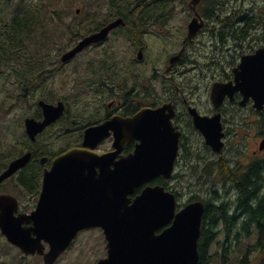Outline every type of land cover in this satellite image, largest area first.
Segmentation results:
<instances>
[{
    "label": "flooded vegetation",
    "instance_id": "1",
    "mask_svg": "<svg viewBox=\"0 0 264 264\" xmlns=\"http://www.w3.org/2000/svg\"><path fill=\"white\" fill-rule=\"evenodd\" d=\"M8 2L0 3V42L18 12V2ZM189 2H93L90 15L77 22V43L116 20L121 23L65 62L61 58L66 51L52 52L48 41L43 51L35 52H16L15 42L10 52L0 46V264H45L38 251L21 252L3 229L33 228L27 217L37 209L44 177L65 152L111 154L101 167L113 173L140 144L131 131L125 135V123L145 111L171 114L178 147L171 177H155L135 189L132 198L147 186H162L174 194L175 212L201 201L198 243L201 233H216L214 239L222 234L218 253L224 262L230 261L233 249L235 262L264 264V108L258 111L254 99L244 101L234 89L243 57L257 50L252 42L261 26L258 20L264 25V8L257 0H201L193 11ZM185 3L188 21L178 44L179 36L172 37L166 24L174 8ZM166 13L170 16H162ZM194 18L201 27L187 38ZM76 60L72 114L64 95L65 69ZM93 129L98 131L95 138L85 144L86 132ZM19 159L23 165L3 177ZM93 173L97 177L101 168ZM185 180L190 193L180 205L177 184ZM162 231L158 228L155 235ZM91 232L99 233L106 245L99 228L78 235ZM215 241H209V250ZM42 246L47 253L48 244L42 241Z\"/></svg>",
    "mask_w": 264,
    "mask_h": 264
},
{
    "label": "water",
    "instance_id": "2",
    "mask_svg": "<svg viewBox=\"0 0 264 264\" xmlns=\"http://www.w3.org/2000/svg\"><path fill=\"white\" fill-rule=\"evenodd\" d=\"M200 1L190 0L189 7L194 11ZM120 23L116 20L99 33L84 38L62 56V62L103 39ZM200 27L197 18L192 19L187 26V38ZM236 82L234 89L243 94L244 101L252 98L257 110H263L264 46L254 55L243 57ZM170 119L171 114L145 111L126 122L125 135L131 131L140 144L129 158L117 164L113 173L101 167L111 154L71 149L57 157L44 177L37 209L27 217L33 221V228L3 229L8 241L25 254L38 251L45 264H53L80 230L98 227L106 240V257L96 264H198L201 202L190 203L175 214V197L163 187H146L134 199L129 197L135 189L159 175L170 177L178 141ZM97 132L88 130L84 143L90 144ZM118 140L117 136L115 144ZM23 163L20 159L14 161L3 177L11 175ZM95 167L101 168L97 177L93 173ZM49 202L55 205L48 206ZM173 218L171 226L155 235L158 228L165 227ZM42 241L49 246L45 254Z\"/></svg>",
    "mask_w": 264,
    "mask_h": 264
},
{
    "label": "rangeland",
    "instance_id": "3",
    "mask_svg": "<svg viewBox=\"0 0 264 264\" xmlns=\"http://www.w3.org/2000/svg\"><path fill=\"white\" fill-rule=\"evenodd\" d=\"M0 0V3L3 4L10 0ZM18 0H13L14 2ZM25 5H28L29 7H40L42 3H45L47 5V14L44 18L45 24L39 27V31L48 37H50L52 40L57 39V33L56 30L59 26H61V33L59 35V38L56 41H52L49 43V48H51L52 52H63L58 51L57 49H61L66 51L68 48H65L67 44V37L68 32L66 31L65 24L67 23H74L79 21H84L85 18H87L90 15L91 10V3L93 2H101V1H108V0H25ZM188 1V0H186ZM259 7L264 8V0H257ZM15 6V5H14ZM185 7L178 6L174 8V12H172V19L166 24L168 28H170V31L173 30L174 34L172 37H177L178 44H180V38L184 34L183 28L184 24L188 21V9L186 7V3L184 5ZM79 10L78 14H75V10ZM57 14L60 17V20H58L56 17H52V15ZM262 19H260L261 21ZM264 20V19H263ZM169 31V34H170ZM181 34V35H180ZM171 36V35H170ZM42 36L39 35V39ZM162 38H167L165 35L162 36ZM42 40V39H41ZM49 40H45L42 44L43 47L41 51H43L47 46L46 42ZM77 42V36L76 41L72 42L70 44L73 45ZM264 45V25H261L258 27V34L256 40L252 42V48L256 47L259 48ZM71 47V46H70ZM179 48L178 46H175L174 50H177ZM77 66V60L70 65L66 66L65 72L66 76L68 77L66 82V88L64 89L65 97L67 98V102L69 104V112L74 113V93L71 92L73 89V76H74V67ZM57 89V85L54 87V90ZM177 190L179 192L178 197V204L183 205L188 199V195L190 193L186 180L183 183L177 184ZM202 194V192H200ZM203 196V194L201 195ZM217 242H223V235L218 234L216 237V241L211 245V248L209 250V254H214L217 250ZM232 249V248H230ZM237 252V251H236ZM233 249L231 250V255L229 256L230 261L229 264H234L235 261L233 259L236 257V253ZM106 250H105V244L103 241L102 236L99 235V233L91 232V233H81L79 234L75 240L72 243V247L69 250H66L62 257L57 261L55 264H95L98 259H101L105 256ZM17 264H19L17 262ZM21 264H39L35 261L28 260L24 261ZM216 264H220V262L217 260ZM258 264V263H255Z\"/></svg>",
    "mask_w": 264,
    "mask_h": 264
},
{
    "label": "trees",
    "instance_id": "4",
    "mask_svg": "<svg viewBox=\"0 0 264 264\" xmlns=\"http://www.w3.org/2000/svg\"><path fill=\"white\" fill-rule=\"evenodd\" d=\"M18 12L16 15V19L11 22L10 30L8 31V36H3L1 38L0 46L3 48H6L8 52H10V45L15 42L16 45V52H24L30 48L35 50L40 49L43 47V42L45 40H49L52 42L53 40L45 35L42 34L39 31V27L45 24L44 18L48 16L47 14V7H36L34 6L32 9H29L27 6H24L22 4L23 0H18ZM118 1H141V0H118ZM161 1H182V0H161ZM184 1V0H183ZM163 9H172L167 8V6H163ZM75 12V11H74ZM59 18L60 17L56 14L52 15ZM162 16H170V14H162ZM258 26L262 25L260 23V19L257 22ZM66 31L68 32L67 37V44L65 48L70 47V43L76 41L77 36V22L74 23H67L65 24ZM13 28L15 31V34L13 32ZM57 36L59 37L61 33V26L58 27L56 30ZM39 35L42 37L39 39ZM42 39V40H41ZM58 39V38H57ZM24 49V50H23ZM227 237L230 236V233L228 232ZM216 236V233H208L204 232L201 233V239L198 243V253H199V263L198 264H216V261L218 260L220 264H229V262H224L222 256L219 255L218 251L220 249L219 242H217V250L214 254H209V247L208 243L209 241L212 242ZM262 246L264 248V232L262 233ZM234 264H248L244 261H238Z\"/></svg>",
    "mask_w": 264,
    "mask_h": 264
}]
</instances>
